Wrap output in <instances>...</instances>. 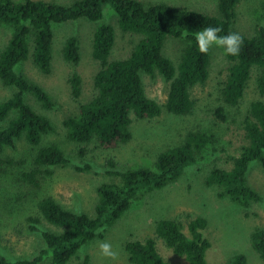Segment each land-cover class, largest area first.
Wrapping results in <instances>:
<instances>
[{"label":"trees","instance_id":"trees-1","mask_svg":"<svg viewBox=\"0 0 264 264\" xmlns=\"http://www.w3.org/2000/svg\"><path fill=\"white\" fill-rule=\"evenodd\" d=\"M243 0H219V16L205 14L168 3H145L140 0H77L66 6L42 0H0V24L10 26L12 35L0 52V80L13 89L12 95L0 101V153L14 147L23 136L33 146L54 130L51 121L37 113L27 103L26 95L34 96L46 109L55 102L40 85L31 82L17 67L30 56V40L34 42L33 58L40 71L52 72L53 25L85 19L92 22L104 18V8L111 5L124 33L140 36L130 55L110 60L116 41L112 25H101L94 35L93 57L101 68L94 78L95 94L82 103L79 113L64 121L68 137L79 144L97 142L105 149L118 148L133 139V115L140 120L155 119L163 106L147 95L142 76L161 75L170 82L166 109L179 116L188 115L194 108L191 88L205 84L210 76L211 51L201 52L191 32L207 25L220 26L223 33L237 32L234 22L237 7ZM187 33V35H185ZM240 34V33H239ZM243 44L238 56H227L231 65L223 83L225 103L238 106L242 101L253 69L258 72L257 87L264 97V26L254 35L240 34ZM182 41L179 64L164 53L168 40ZM65 60L81 62L79 39L71 37L63 50ZM72 96L79 100L83 93V79L77 72L69 78ZM220 119H226L224 108L218 109ZM246 144L233 157L229 169L214 168L207 177L209 187H219V196L248 208L263 196L248 183V173L254 162L264 168V101L252 102L244 120ZM212 136L191 131L185 141L163 151L153 167L119 170L111 162L109 171L118 181L103 183L98 188L99 202L95 214L77 213L59 204L52 197L38 203L40 216L31 217L30 229L40 233L46 247L34 258L11 260L0 252V264H68L80 250L95 239H102L109 228L122 218L142 195L161 190L177 181L198 161V155L211 142ZM68 159L57 145L41 147L35 157L38 168L25 173L37 187L41 167H61ZM1 166V162H0ZM40 167V168H39ZM52 175V171H46ZM41 217L62 228L61 232L41 228ZM208 220L186 215V219L158 221L156 237L129 241L125 249L133 264H169L160 254L157 239H162L174 253L188 264H210L207 251L212 244L206 236ZM2 234L0 233V242ZM252 246L264 262V229L252 234ZM81 264H90L86 256ZM228 264H247L244 254L232 257Z\"/></svg>","mask_w":264,"mask_h":264},{"label":"rangeland","instance_id":"rangeland-1","mask_svg":"<svg viewBox=\"0 0 264 264\" xmlns=\"http://www.w3.org/2000/svg\"><path fill=\"white\" fill-rule=\"evenodd\" d=\"M20 2L22 0H15ZM62 5H72L77 0H42ZM145 3H168L190 10L219 16V0H140ZM104 24L112 25L116 33L115 46L110 60L130 55L140 36L124 33L118 24V17L111 5L104 8V18L97 22L80 19L53 25L52 72L43 74L33 58L34 42L30 40V56L17 67L31 82L42 86L53 98L55 106L46 109L32 95L26 101L33 109L46 116L54 130L42 137L39 146L31 145L25 136L14 147H6L0 153V252L11 260L29 259L37 256L46 243L40 233L32 232L31 217L40 216L38 203L45 197L54 198L59 204L77 213L95 214L99 202L98 188L103 183L118 181L109 174L111 162L119 170L153 167L159 155L182 144L191 131H202L212 136L211 142L198 155L197 163L188 168L184 175L167 187L142 195L132 208L109 228L104 238L95 239L84 246L79 255L68 264H81L86 256L90 264H133L125 246L129 241L156 237L158 221L162 219H186L204 217L208 220L206 236L211 241L207 251L210 264H228L233 256L244 254L247 264H264L252 246V234L264 229V168L254 162L248 173L249 185L257 190L263 200L253 202L245 208L229 198L219 196V187H209L207 177L214 168L229 169L233 157L238 156L246 144L244 120L252 102L263 100L257 87L258 72L253 69L245 95L238 106L224 102L223 83L227 79L230 61L221 48L213 46L211 51L210 76L205 84L191 88L194 108L188 115L170 113L165 105L170 82L161 75H143L147 95L163 106L162 114L155 119L140 120L133 115L131 130L133 139L118 148L105 149L97 142L79 144L71 141L64 121L79 113L82 103L90 101L95 94L94 78L100 70V62L93 57L94 35ZM264 26V0H243L237 7L234 29L245 35H254L257 28ZM10 26L0 24V52L7 45L11 35ZM71 37L79 39L81 62L68 63L64 58V47ZM184 44L179 40H168L164 53L179 64ZM77 72L83 79L82 97L77 100L71 94L69 78ZM13 89L0 80V101L9 98ZM224 108L226 119L218 116V109ZM5 124L0 125V128ZM57 145L64 151L68 163L61 167H39L36 186L25 173L38 168L35 157L41 147ZM51 170L52 175L46 171ZM41 228L61 232L63 229L41 217ZM98 241H107L117 252L115 257L101 255ZM157 247L169 264H188L185 258L177 256L166 243L158 238Z\"/></svg>","mask_w":264,"mask_h":264},{"label":"clouds","instance_id":"clouds-1","mask_svg":"<svg viewBox=\"0 0 264 264\" xmlns=\"http://www.w3.org/2000/svg\"><path fill=\"white\" fill-rule=\"evenodd\" d=\"M191 34L196 47L201 52H208L211 47L216 46L222 49L225 56H238L243 44V37L238 32L223 33L218 25H207ZM98 247L103 256L115 257L117 255V252L113 250V245L107 241H98Z\"/></svg>","mask_w":264,"mask_h":264}]
</instances>
